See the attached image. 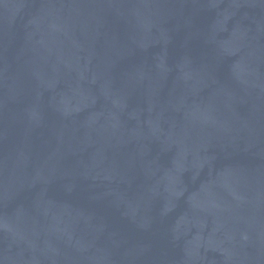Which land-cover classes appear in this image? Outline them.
Masks as SVG:
<instances>
[{
    "label": "water",
    "instance_id": "1",
    "mask_svg": "<svg viewBox=\"0 0 264 264\" xmlns=\"http://www.w3.org/2000/svg\"><path fill=\"white\" fill-rule=\"evenodd\" d=\"M0 264H264V0H0Z\"/></svg>",
    "mask_w": 264,
    "mask_h": 264
}]
</instances>
